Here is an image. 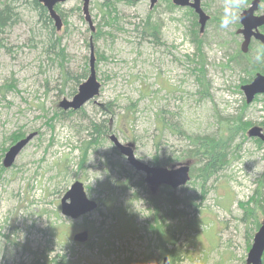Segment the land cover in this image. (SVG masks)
Segmentation results:
<instances>
[{
    "label": "rangeland",
    "instance_id": "374dc122",
    "mask_svg": "<svg viewBox=\"0 0 264 264\" xmlns=\"http://www.w3.org/2000/svg\"><path fill=\"white\" fill-rule=\"evenodd\" d=\"M103 1L88 6L97 39L81 0L59 5L60 55L48 50L42 22L26 4L16 3V21L0 34V264H46L60 256L63 264H141L147 256L148 264H162L171 249L176 264H245L254 223L264 216V187H258L264 145L235 127L239 120L264 125V96L246 104L240 89L251 63L264 67V53L253 43L241 54L238 18L220 27L227 0H201L211 16L202 32L192 9L170 7V0L152 8L149 0H106L110 19L98 9ZM145 22L157 26L156 39L142 29ZM89 41L100 91L80 109L64 111L58 103L89 73ZM89 120L109 128L89 134ZM32 132L4 167L8 147ZM110 133L131 143L141 161L168 167V158L186 154L188 136L231 138L222 169L205 182L194 176L168 188L169 206L164 186L151 192ZM75 180L98 207L71 220L61 214L60 199ZM255 188L260 194L253 200ZM168 206L178 213L167 214ZM87 228V242L72 240Z\"/></svg>",
    "mask_w": 264,
    "mask_h": 264
},
{
    "label": "water",
    "instance_id": "95a60500",
    "mask_svg": "<svg viewBox=\"0 0 264 264\" xmlns=\"http://www.w3.org/2000/svg\"><path fill=\"white\" fill-rule=\"evenodd\" d=\"M47 11L48 16L53 22L56 30L61 27V18L55 10V6L59 3H63L67 0H37ZM82 1V11L85 20L88 22L90 29L93 30L92 22L88 12L89 0ZM137 1V0H130ZM150 7H152L157 0H149ZM175 6H189L197 14L199 30L203 31L204 26L209 19L200 6V0H171ZM259 0H252L250 5L243 9L239 14L240 27L236 30V33L242 35V41L240 49L242 52L248 50L251 39L258 40L264 47V33L259 31V27L264 25V12L261 14H255L258 8ZM100 83L96 79L94 68V55L93 48L90 45V59H89V74L84 82H82L77 89V92L71 99H62L58 107L65 110H78L87 101L92 99L99 93ZM243 92L245 102L249 104L256 95L264 94V71L263 73H257L250 82L242 84L240 86ZM35 133H28L23 138L12 144L4 154L2 164L5 167H10L14 162L16 156L20 150L28 143ZM248 137L259 138L264 144V133L262 128L258 125H253L247 130ZM109 139L117 148L118 152L125 157L126 161L136 171H142L145 174L144 180L150 186L151 190H154L161 184L170 186L175 189L184 185L189 180V164L187 162L182 164H173L170 167L163 166H150L141 160L137 159L134 155L131 143L122 144L118 141L114 134H110ZM97 207L95 200L89 198L86 195L82 182L76 180L66 190L62 198L60 199V211L61 214L69 217L70 219H77L81 215L87 214L93 211ZM87 239V232L81 231L73 235V240L78 242H84ZM264 252V217L253 235L251 246L248 250L246 257V264H262V254ZM163 264H168V259L163 258Z\"/></svg>",
    "mask_w": 264,
    "mask_h": 264
},
{
    "label": "trees",
    "instance_id": "16d2710c",
    "mask_svg": "<svg viewBox=\"0 0 264 264\" xmlns=\"http://www.w3.org/2000/svg\"><path fill=\"white\" fill-rule=\"evenodd\" d=\"M246 1L247 0H243L242 5H244L246 3ZM16 3L28 5L29 9L35 13V15L37 16V19H38L37 22H39V23L42 22V30L44 31V33L41 34L40 36L43 37V39H45L46 45H47V47H49L48 50L50 52H54L56 55H60L59 53H61L63 51L61 48V39L54 32V26L52 25V20L48 16L46 9L37 0H2V1H0V34L5 27L13 24L16 21V19H17L16 18L17 12H15V9L17 8ZM111 6H113L111 1L110 2L109 1H103L100 4H98V9L100 12L103 13V16H107L110 19L111 17H110L109 10H110ZM170 7H173V6L170 4ZM56 10L58 11V13L61 16V12H60L61 10H59V5L56 6ZM214 20H215V18H214ZM106 23H108V22H106ZM142 29L143 30L146 29L148 31L147 34L149 37L156 39V34H157L158 28L154 23L150 24L148 22H145V25L142 27ZM99 33H100L99 31H95L92 34L93 38L97 39L99 36ZM0 44H1V40H0ZM261 60H262V57L258 58L259 63H262ZM254 64L251 63V66L249 67L248 71H246L249 78H251L253 76V74L256 71H258V67ZM199 72L201 73L200 76H202V71L199 70ZM72 80L78 81V79L74 76H72ZM111 110H112V107H111ZM61 112H63V111H61ZM69 112H72V111H69ZM161 121H162L161 126L163 127L164 122L162 119H161ZM249 126H250V123H248V122L242 123L239 120L236 123L235 130L241 129L242 132L245 133V131L247 130V128ZM106 127H108V126L105 125L104 120L99 121V122H97V121L92 122V120H89L87 130L89 131V134L91 133L92 135H93V130L95 132L99 131L100 134H104L107 131ZM263 129H264V125H263ZM89 136H91V135H89ZM229 136H226L225 138L221 135L218 137H211V136L189 137L188 136V137H186L188 142H189L188 147L186 148L187 149L186 154L184 156H173V158L170 157V158H168L167 163L189 161L190 162V177L195 176L196 178H199L200 180L205 182L208 179H210L211 177H213L215 174H217L220 169H222L223 164H224V159H225L224 158V149H225V146H226L228 139L231 138ZM231 136H233V135H231ZM257 141L260 143V141L258 139H257ZM191 162H192V164H191ZM153 163L158 164V161L153 159ZM163 163L165 164L166 162H163ZM195 164L197 167V172H196L197 175H195L193 173V167ZM122 170H123V168H122ZM140 181L141 180H139L138 183H140ZM258 187L263 188L264 187V181H263V183L261 182L260 186H258ZM167 191H168V193L166 195V199H167V204H169V206H170L171 202H174V201H173L172 191L171 190H167ZM258 194H260V190H259V188H255V193L251 198L253 200L258 199ZM169 206H168L167 214L173 215L172 213H178L177 211L172 210V208ZM254 225H256V227L259 226L258 220L255 221ZM86 230L89 231V228H87ZM173 233L174 232L172 231L170 234V238L166 241L167 244L168 243L170 245L174 244ZM166 255H169L171 264H176L175 253L172 249L167 250ZM148 260L149 259L147 256L146 258L141 260V264H148ZM63 263H65V260L61 259V256H60L59 260H57L56 258H53V259L46 261V264H63Z\"/></svg>",
    "mask_w": 264,
    "mask_h": 264
},
{
    "label": "clouds",
    "instance_id": "9594fccd",
    "mask_svg": "<svg viewBox=\"0 0 264 264\" xmlns=\"http://www.w3.org/2000/svg\"><path fill=\"white\" fill-rule=\"evenodd\" d=\"M243 0H227L224 13L220 20V27L227 29L238 18V12ZM142 199V198H141Z\"/></svg>",
    "mask_w": 264,
    "mask_h": 264
},
{
    "label": "bare ground",
    "instance_id": "6f19581e",
    "mask_svg": "<svg viewBox=\"0 0 264 264\" xmlns=\"http://www.w3.org/2000/svg\"><path fill=\"white\" fill-rule=\"evenodd\" d=\"M259 1H260V0H259ZM92 32H94V31L92 30ZM90 45H92V41H89V48H90ZM92 48H93V47H92ZM93 55H94V51H93ZM89 59H90V53H89ZM94 66H95V55H94ZM87 76H88V75H87ZM86 78H87V77H86ZM85 80H86V79H85ZM85 80H84V81H85ZM84 81H83V82H84ZM81 83H82V82H81ZM81 83H80V84H81ZM80 84H79V85H80ZM79 85H78V86H79ZM78 86H77V89H78ZM77 89H76V92H77ZM76 92H75V93H76ZM75 93H74V94H75ZM74 94H73V95H74ZM73 95H72V97H73ZM72 97H71V98H72ZM71 98H70V99H71ZM93 98H94V97H93ZM93 98H92V99H93ZM90 100H91V99H90ZM90 100H89V101H90ZM87 102H88V101H87ZM87 102H86V103H87ZM86 103H85V104H86Z\"/></svg>",
    "mask_w": 264,
    "mask_h": 264
},
{
    "label": "flooded vegetation",
    "instance_id": "af4514ba",
    "mask_svg": "<svg viewBox=\"0 0 264 264\" xmlns=\"http://www.w3.org/2000/svg\"><path fill=\"white\" fill-rule=\"evenodd\" d=\"M201 5H202V3H201ZM202 7H203V5H202ZM263 28H261V30H262ZM255 41H257V40H255ZM256 43H258L261 47H262V45L260 44V42L259 41H257ZM263 48V47H262Z\"/></svg>",
    "mask_w": 264,
    "mask_h": 264
}]
</instances>
